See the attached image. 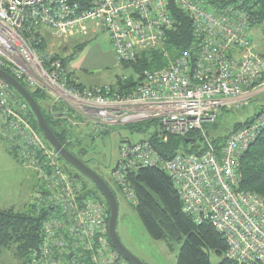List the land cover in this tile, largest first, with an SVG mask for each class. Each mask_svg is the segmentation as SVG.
Instances as JSON below:
<instances>
[{
    "label": "built area",
    "instance_id": "1",
    "mask_svg": "<svg viewBox=\"0 0 264 264\" xmlns=\"http://www.w3.org/2000/svg\"><path fill=\"white\" fill-rule=\"evenodd\" d=\"M176 10L188 15L193 41L172 53L169 36ZM246 18L233 5L220 7L212 0H0V67L28 90L50 98L65 125L85 127L94 138L146 121H156L170 136L195 133L204 142L202 151L171 157L150 137L123 138L111 170L113 181L137 204L129 173L139 168L164 171L184 210L198 224L209 222L225 239L226 258L264 264V197L240 187L241 158L264 131V110L230 133L221 148L207 129L221 109L247 106L257 86L264 85V55L250 37ZM99 29L108 32L121 62L157 55L167 63L145 69L127 92L121 90L127 77L118 88L71 86L76 79L51 47L43 48L50 41L45 37L67 40ZM32 113L0 77V136L25 167L39 173L35 204L38 210L50 209L41 253L32 255L33 263L80 264L76 256L88 254L93 264H132L108 245L105 203L68 172L54 147L56 154L46 149ZM72 253L76 255L66 260L65 254Z\"/></svg>",
    "mask_w": 264,
    "mask_h": 264
},
{
    "label": "trees",
    "instance_id": "2",
    "mask_svg": "<svg viewBox=\"0 0 264 264\" xmlns=\"http://www.w3.org/2000/svg\"><path fill=\"white\" fill-rule=\"evenodd\" d=\"M212 3L220 7L233 5L236 10L246 14V20L251 28L259 25L264 34V0H212ZM173 14L175 27L169 36V50L172 53L180 48L189 47L193 41L192 26L188 15L178 10ZM45 38L49 40L48 37ZM44 47H52V45L49 46L47 43ZM262 54L264 55V53ZM151 56L154 58L150 59ZM62 60L67 65L66 60L64 58ZM166 63L167 60L165 58L158 57L157 55L139 58L135 63L137 78L131 76L126 81V85L122 87V91L126 92V90H130L141 79L142 72L145 69L158 68ZM29 91L36 101L40 103L42 94L33 89H29ZM39 105L56 137L70 151L74 152L72 150L73 143L67 142L68 136L71 135L70 130L61 129L59 124H56L45 112L41 104ZM263 110L264 108L259 111ZM252 118L253 116L243 123H236L230 133L240 126L248 124ZM32 120L35 127L42 133L34 114L32 115ZM132 125L136 131L146 133L145 137H150L153 145L164 156L171 157L179 152L198 153L202 151L200 149L201 145L197 143L198 140H201L200 138L195 143H188L186 141L187 139L198 138L195 133H192L188 137L170 136L161 130L156 121H146ZM151 126H154V130H151ZM230 133L211 137L215 146L221 148ZM80 153L83 154L85 152L81 150ZM67 170L80 178L85 183V188L90 190L96 198L103 201L110 213L108 202L96 184H94V187H91L78 173H74L68 168ZM240 170L242 174L241 189L254 191L264 197V131L243 154ZM88 180L91 181L89 178ZM128 183L138 198V203H132V205L136 206L139 218L149 235L154 240L182 242L177 257V264H211L212 253L222 257L218 264H239L225 257L227 243L209 222L198 224L184 210L183 203L171 178L164 171L156 168L134 169L129 173ZM112 190L115 193L113 188ZM48 210L50 209L38 210L35 205L28 207L24 211H18L14 208L0 209V251L6 248L14 249L17 256L26 259V264H35L32 261L34 259L32 255L37 251L39 254L41 253L40 249L44 243L43 224L49 217ZM106 236L109 247L113 251L118 252L124 261H128L115 248L109 233ZM54 254L59 257L57 251ZM74 255L76 253L65 254V259L69 261L72 258L71 256ZM76 257L80 264H93L88 254L85 257L79 255Z\"/></svg>",
    "mask_w": 264,
    "mask_h": 264
},
{
    "label": "rangeland",
    "instance_id": "3",
    "mask_svg": "<svg viewBox=\"0 0 264 264\" xmlns=\"http://www.w3.org/2000/svg\"><path fill=\"white\" fill-rule=\"evenodd\" d=\"M250 37L259 51L264 53V34L259 25L250 29ZM48 39L50 40L48 45H52L53 54L66 60L67 67L72 74V80L76 79L77 83L71 81V86L77 84L76 86L81 89L93 88L92 86L118 88V85H122L124 77H127L126 81L131 76L137 78L136 62L125 63L117 59L105 29H99L97 32L87 31L82 37L73 34L67 40L61 36L48 34ZM44 46V49L48 48ZM152 58L154 57L151 56L150 59ZM124 85L126 82L123 83L122 87ZM254 94L250 103L245 107L231 110L221 109L216 122L207 125V129L210 130V137L230 133L236 123L245 122L264 108V85L257 86ZM39 104L49 117L56 124H59L61 129L70 130L71 135L68 136L67 142L73 143L72 150L74 153L79 154L83 150L87 159L90 158L93 164L100 165L99 170H97L98 173L112 186L116 193L119 204L117 231L123 244L146 264H177L182 242L154 240L143 226L136 206L132 205L131 200L118 188L111 175V170L117 162L118 146L121 140L126 138L138 141L143 139L146 133L136 131L131 124L114 127L109 133L100 134L94 138L95 134L88 132L85 127L76 128L69 124L65 125V122L58 118L57 106L51 104L50 98L42 95ZM151 130H154V126H151ZM41 136L45 141L46 149L55 153V149L42 133ZM197 143L203 144L204 142L198 140ZM62 161L66 169L78 173L83 180L94 187V183L89 181L84 173L78 171L65 159ZM40 187L39 173L35 169L25 167L21 163L19 155L13 154L9 145L0 136V209L14 208L18 211H24L28 207L36 206V194ZM221 259L222 257L215 253L211 254V264H218ZM0 264H26V259L17 256L14 249L6 248L0 251Z\"/></svg>",
    "mask_w": 264,
    "mask_h": 264
},
{
    "label": "water",
    "instance_id": "4",
    "mask_svg": "<svg viewBox=\"0 0 264 264\" xmlns=\"http://www.w3.org/2000/svg\"><path fill=\"white\" fill-rule=\"evenodd\" d=\"M0 77L5 79L11 86L25 99L29 104L31 110L33 111L39 128L41 129L43 135L47 141L57 150L63 159L69 162L72 166L77 168L80 172L84 173L96 186L102 191L105 196L109 209V223L108 230L111 241L115 248L132 264H146L141 259H139L135 254H133L121 241L118 231H117V221L119 215V204L117 197L112 190L111 186L107 183L106 180L95 170L88 166V164L77 157L72 151H70L64 144H62L59 139L56 137L51 127L46 121V118L43 114V111L30 93V91L14 76L8 73L6 70L0 67ZM188 143H194L196 138L187 139Z\"/></svg>",
    "mask_w": 264,
    "mask_h": 264
},
{
    "label": "flooded vegetation",
    "instance_id": "5",
    "mask_svg": "<svg viewBox=\"0 0 264 264\" xmlns=\"http://www.w3.org/2000/svg\"><path fill=\"white\" fill-rule=\"evenodd\" d=\"M74 153V152H73ZM77 157H79L81 160H83V161H85L87 164H88V166L89 167H91L93 170H95L96 172H98L97 170H99V167H100V165H98V164H93L92 162H91V159L90 158H86L85 156H84V153L83 154H78V153H74ZM86 155V154H85ZM74 167V166H73ZM77 169V168H76ZM82 173V172H81Z\"/></svg>",
    "mask_w": 264,
    "mask_h": 264
},
{
    "label": "crops",
    "instance_id": "6",
    "mask_svg": "<svg viewBox=\"0 0 264 264\" xmlns=\"http://www.w3.org/2000/svg\"><path fill=\"white\" fill-rule=\"evenodd\" d=\"M261 92H263V91H261ZM261 92H259V93H261Z\"/></svg>",
    "mask_w": 264,
    "mask_h": 264
}]
</instances>
